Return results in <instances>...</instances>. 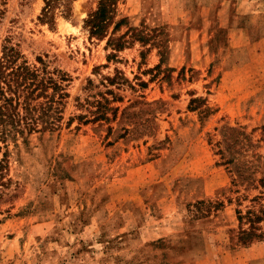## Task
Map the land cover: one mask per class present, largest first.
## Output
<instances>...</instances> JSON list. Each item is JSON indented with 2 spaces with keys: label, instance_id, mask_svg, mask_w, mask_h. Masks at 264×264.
Segmentation results:
<instances>
[{
  "label": "rangeland",
  "instance_id": "374dc122",
  "mask_svg": "<svg viewBox=\"0 0 264 264\" xmlns=\"http://www.w3.org/2000/svg\"><path fill=\"white\" fill-rule=\"evenodd\" d=\"M96 3L0 0V39L69 78L55 130L0 141V264H264V0H116L119 51Z\"/></svg>",
  "mask_w": 264,
  "mask_h": 264
},
{
  "label": "trees",
  "instance_id": "16d2710c",
  "mask_svg": "<svg viewBox=\"0 0 264 264\" xmlns=\"http://www.w3.org/2000/svg\"><path fill=\"white\" fill-rule=\"evenodd\" d=\"M71 2L72 0H42L43 6L37 20L41 24L53 26L55 10L59 11L62 18L68 19ZM115 2L116 0H97L95 10L87 15L83 26L87 29L89 38L101 40L107 35L108 27L113 24L112 30L107 35L106 46H111L113 51H119L126 43L123 38L130 29L116 38L113 37L122 22V20L113 22ZM130 36L134 37L137 34L131 30ZM36 61L38 66L27 65L10 38L0 39V141L2 143L8 139L14 141L19 136L25 144L30 134L51 132L58 127L61 120L63 100L67 97L65 87L69 78L57 69L48 70L40 58H36ZM103 80L110 86L125 82L119 72ZM107 92L111 94L110 91ZM103 103L95 102V110L93 112L88 110V113L95 115L93 116L95 121H107L104 113L106 111H110L113 119L115 117L117 108L107 107ZM1 163L2 160L0 168Z\"/></svg>",
  "mask_w": 264,
  "mask_h": 264
}]
</instances>
